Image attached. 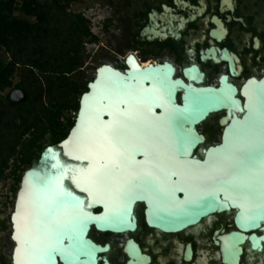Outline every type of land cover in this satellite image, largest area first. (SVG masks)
Segmentation results:
<instances>
[{
	"label": "water",
	"instance_id": "95a60500",
	"mask_svg": "<svg viewBox=\"0 0 264 264\" xmlns=\"http://www.w3.org/2000/svg\"><path fill=\"white\" fill-rule=\"evenodd\" d=\"M129 66L125 75L109 65L96 71L66 139L47 147L24 173L10 216L11 264H39L48 241L37 239L31 222L45 211L59 223L51 240L57 250L46 264H96L100 248L87 238L90 227L112 233L133 229L136 203L146 205L149 226L164 232L182 231L229 210L237 211L238 225L257 229L264 223V78L243 87L241 109L231 86L197 88L173 81L167 66ZM180 90L181 106L176 102ZM9 99L21 104L26 98L14 90ZM229 105L244 111L242 118L234 116L220 144L198 159L193 154L205 138L196 127ZM120 120L130 131L117 146L106 132ZM113 160L122 164L110 184L89 183V169ZM95 209L102 212L94 214Z\"/></svg>",
	"mask_w": 264,
	"mask_h": 264
},
{
	"label": "flooded vegetation",
	"instance_id": "af4514ba",
	"mask_svg": "<svg viewBox=\"0 0 264 264\" xmlns=\"http://www.w3.org/2000/svg\"><path fill=\"white\" fill-rule=\"evenodd\" d=\"M75 3L85 12L91 7L97 11L99 23L97 34L92 33L96 37L92 44L99 65L92 79L75 84L81 93L76 110L66 116V137L75 124L81 96L104 65L124 75L131 71L132 62L141 69L167 66L172 69L173 81L188 86L215 90L231 86L236 89L235 99L241 102V109L245 103L243 87L250 80L260 82L264 78V0H66L65 8ZM183 93L180 90L176 94L179 106ZM243 114L229 105L209 115L196 127L205 144L193 155L202 160L205 149L220 144L231 119H241ZM49 146L53 145L49 142L38 151L26 142L16 149L13 162L19 180L14 203L24 173L38 164ZM28 159L30 165L25 166ZM7 201L0 194V236L10 229V239L12 212L7 216ZM146 210L144 203H136L135 226L122 233L90 227L87 238L100 248L96 264H264V223L257 229L238 225L237 211L229 210L212 214L182 231L164 232L149 226ZM101 212L93 210L94 214ZM235 234L238 239L233 237ZM3 247L6 249L5 243ZM3 263L11 261L1 255ZM58 264L63 263L59 260Z\"/></svg>",
	"mask_w": 264,
	"mask_h": 264
},
{
	"label": "trees",
	"instance_id": "16d2710c",
	"mask_svg": "<svg viewBox=\"0 0 264 264\" xmlns=\"http://www.w3.org/2000/svg\"><path fill=\"white\" fill-rule=\"evenodd\" d=\"M65 5L66 0H0V180H13V193L19 180L16 149L27 142L42 151L49 134L53 146L66 137L69 122L61 107L68 103L76 110L80 87L71 78L83 68L84 45L96 41L89 22ZM14 90L24 93L23 103L10 101Z\"/></svg>",
	"mask_w": 264,
	"mask_h": 264
},
{
	"label": "snow or ice",
	"instance_id": "6c2138e0",
	"mask_svg": "<svg viewBox=\"0 0 264 264\" xmlns=\"http://www.w3.org/2000/svg\"><path fill=\"white\" fill-rule=\"evenodd\" d=\"M128 131H130L128 122L126 120H120L116 127L107 130L106 135L117 146H120L121 139ZM118 155L123 157V152H119ZM248 161L250 164H253L254 158L250 156L248 157ZM121 164L122 160H113L99 168L89 169L86 174L89 183L94 186H105L110 184L115 179L116 170L121 168ZM261 170L264 171V160L261 161ZM233 179L235 182L236 178ZM236 186L241 190L243 188V185L240 183H237ZM58 226L59 223L51 211L39 212L36 218L31 222V227L37 239L41 242L48 241L39 256V264H46L52 252L57 250L54 244L51 243V240Z\"/></svg>",
	"mask_w": 264,
	"mask_h": 264
},
{
	"label": "rangeland",
	"instance_id": "374dc122",
	"mask_svg": "<svg viewBox=\"0 0 264 264\" xmlns=\"http://www.w3.org/2000/svg\"><path fill=\"white\" fill-rule=\"evenodd\" d=\"M66 11L69 14H73V15L83 14L82 16L89 22L91 32L93 34H97L96 28H97V24L99 23V17L97 16V11L95 10V8L91 7L90 10L85 12L83 8H79V6L75 3L73 5H70L69 8H66ZM82 55H83V61H84L83 67L85 68L81 72L80 75H78L77 77L73 76L71 78V82L74 84L76 83L78 84L81 82L86 83L90 79H92V77L94 76L93 75L94 70L99 65V62L96 58L97 54H96V47L94 44L86 43L84 45V50H83ZM77 98H79V96H77ZM61 108L63 109L64 115H67V116L70 115L68 114L69 113L68 111L70 110V106L68 105V103L64 104ZM65 118L67 117L64 116L63 120ZM48 136H49L48 137L49 140H51L52 136L50 134ZM48 138L46 137L44 141L41 143L43 147L49 143ZM12 185H13V180H10V179L0 180V194H3L8 200L7 201L8 205L6 209L7 216H9L10 213L13 211L15 192L13 193L11 190ZM9 236H10V229H8V232L5 235L0 236V257L1 255H4L6 259H10L12 248H13V244L11 243ZM3 243L6 244V249L3 247Z\"/></svg>",
	"mask_w": 264,
	"mask_h": 264
}]
</instances>
